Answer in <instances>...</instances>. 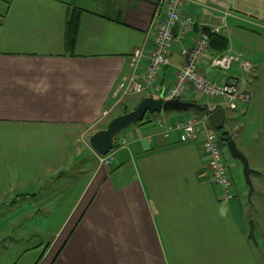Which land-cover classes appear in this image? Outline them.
Listing matches in <instances>:
<instances>
[{
	"label": "crops",
	"instance_id": "0c3cea01",
	"mask_svg": "<svg viewBox=\"0 0 264 264\" xmlns=\"http://www.w3.org/2000/svg\"><path fill=\"white\" fill-rule=\"evenodd\" d=\"M156 1L0 0V167L20 181L16 199L33 208L29 215L52 204L45 264H264V0H190L187 7L195 24L190 37L220 26L228 45L211 48L212 55L240 54L251 65L250 72L240 64L222 72L206 63L202 72L234 78L251 96L236 111L224 108V128L234 124L233 134L225 132L259 173L251 176L262 190L253 205L257 245L248 239L230 172L233 198L212 184L203 138L182 144L176 135L164 137L163 127L185 113H162L121 131L127 144L115 146L110 168L89 145L114 117L162 94L128 97L101 118L117 105L121 79L141 76L147 64ZM224 12L230 15L221 25ZM137 49L142 58L134 70L128 60ZM180 64L177 45L158 80L162 91ZM182 101L219 108L192 89Z\"/></svg>",
	"mask_w": 264,
	"mask_h": 264
},
{
	"label": "built area",
	"instance_id": "2783aa9c",
	"mask_svg": "<svg viewBox=\"0 0 264 264\" xmlns=\"http://www.w3.org/2000/svg\"><path fill=\"white\" fill-rule=\"evenodd\" d=\"M190 0H157L154 8L153 19L156 20V29L153 37V46L147 64L139 77L130 75L121 79L117 91V105L110 111L102 113V119H109L119 104L128 97H137L150 92L153 96L163 94V100L182 98L192 89L204 98L217 101L219 107L236 111L251 102V96L240 83L230 78L225 81L214 80L202 72V67L207 63L211 70L228 71L233 65L240 64L243 71L250 72L251 65L244 62L240 54L229 52L212 55L210 35H218L220 26H212L206 33L199 30L190 37L189 30L195 25L187 7ZM221 16V25L225 17ZM177 25V35L171 34V29ZM179 45L181 64L177 71L174 83L164 91L158 86V80L163 70L169 65L171 53ZM142 58L140 50H134L129 57L128 64L132 69L139 67ZM163 125V124H162ZM165 138L177 136L178 143H194L199 137L203 138L200 148L209 156L208 169L213 185L222 189L226 199L233 198L231 189L233 181L229 176L228 167L222 152V144L217 136L210 131L206 117L194 114H184L173 125H165L162 129ZM127 137L120 133L115 139V146L125 147ZM100 166L110 168L114 162L111 152L99 157Z\"/></svg>",
	"mask_w": 264,
	"mask_h": 264
},
{
	"label": "rangeland",
	"instance_id": "374dc122",
	"mask_svg": "<svg viewBox=\"0 0 264 264\" xmlns=\"http://www.w3.org/2000/svg\"><path fill=\"white\" fill-rule=\"evenodd\" d=\"M3 4L4 3H0V8ZM129 109H132V105L129 106ZM120 112H122L121 109H119L115 114H120ZM186 113L194 114L199 117L202 116V114H198L192 110H189ZM158 115L160 114H154L153 116L156 117ZM137 125H139V123L132 124L129 127L125 128L123 131L128 132L130 129ZM209 128L217 136L219 142H223L222 152L224 153L228 172H230V175L236 185V193L234 199L243 210L246 223L249 224L250 221H253L255 226V222H258L259 217L255 212V208L253 207V205L256 199L260 198V195L262 193L261 187L257 185V183L259 182L253 183L252 181L254 191L250 197L248 196L249 187L246 185L244 180L242 165L239 161L233 159L230 156L226 148V143L221 138L223 132L226 131L228 133H231L230 131H232V129L234 128V124L229 126L226 125V127H223L222 130H214L211 127ZM250 168L252 167L250 166ZM252 179L255 180L257 178L252 175ZM73 183L74 182L61 184V188H64L65 185L71 186ZM19 184V180L11 178L10 173L6 171L5 168L0 167V264H45V260L43 257L44 252H46L45 246L54 238L53 235H48L45 233L47 227H49V224H47V221L45 219V214L47 213L46 209H50L52 204L44 202L38 207L39 211H41L42 214H37L36 211V213H32L29 215L33 208H29V210L24 209V204L21 203V199H16L18 197V194H20L18 193ZM58 189L59 186L56 187V192L58 191ZM48 191L49 189H47L45 192ZM48 195L49 194H46V196ZM56 198L57 196L55 194L54 199ZM257 234L258 230L254 232L255 242H251L254 245H257L256 243H258Z\"/></svg>",
	"mask_w": 264,
	"mask_h": 264
},
{
	"label": "water",
	"instance_id": "95a60500",
	"mask_svg": "<svg viewBox=\"0 0 264 264\" xmlns=\"http://www.w3.org/2000/svg\"><path fill=\"white\" fill-rule=\"evenodd\" d=\"M171 34L176 37L177 25L175 24L171 29ZM192 110L198 114H204L209 127L214 130H222L225 124L226 113L223 108H217L214 111H209L207 107H202L193 102H185L179 99L163 100V94L158 98L147 97L142 99L138 105L131 111L125 112L119 116L114 117L103 130L97 131L89 139L91 149L100 157L106 156L113 150L115 145V137L125 128L132 124L141 122L145 114H161L167 112L186 113ZM226 148L230 156L239 161L242 165L243 176L246 185L249 187L250 197L254 191L251 182L252 175L259 173L249 166L247 158L238 150L235 142L229 139L226 142ZM249 235L248 239L255 242L254 239V223L249 222Z\"/></svg>",
	"mask_w": 264,
	"mask_h": 264
},
{
	"label": "trees",
	"instance_id": "16d2710c",
	"mask_svg": "<svg viewBox=\"0 0 264 264\" xmlns=\"http://www.w3.org/2000/svg\"><path fill=\"white\" fill-rule=\"evenodd\" d=\"M74 21H75L74 19H71L67 23L68 25L73 26V32H72L73 35L75 34V28H74L75 23H74ZM203 31H205L207 33L208 29H204ZM210 39H211V42H210L211 48H213L214 51L223 52L224 50H226L228 43H227V40L225 38H223L219 35H210ZM71 41L73 42V40H71ZM153 115H150L149 113L145 114V116L141 122H152L150 117H152ZM202 116H204V114H202ZM141 122H139V123H141ZM221 138L225 143L230 139L226 132L222 133Z\"/></svg>",
	"mask_w": 264,
	"mask_h": 264
}]
</instances>
